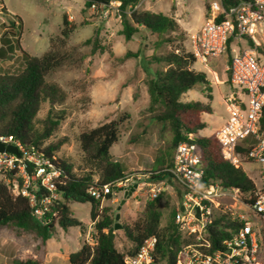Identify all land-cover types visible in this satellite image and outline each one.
Returning <instances> with one entry per match:
<instances>
[{"label": "rangeland", "instance_id": "obj_1", "mask_svg": "<svg viewBox=\"0 0 264 264\" xmlns=\"http://www.w3.org/2000/svg\"><path fill=\"white\" fill-rule=\"evenodd\" d=\"M2 2L7 8L4 11ZM207 0H140L137 9L171 15L177 22L175 31L164 35V41L157 34L140 28L130 40L122 34L123 24L119 12V2L108 7H85V0H2L0 1V38L5 34L4 26L11 21L23 20V29H17L23 50L31 56L41 57L50 50L66 55V59L49 74L47 80L58 84L66 92V100L56 107L66 113L65 120L47 141V144L67 138L59 158H65L79 170L83 151L79 136L112 120L125 116L127 119L119 128V140L110 152L115 161L120 162L127 177L134 184H141L153 172L162 159L169 163L174 155L173 134L167 124L155 120L149 110V94L146 81L157 69L163 68L150 58L153 55H166L176 48L192 50L191 35L197 32L208 18ZM76 29L66 40L59 41L64 27V17ZM170 40V41H167ZM89 42V43H88ZM244 44V43H243ZM1 45V43H0ZM14 53L7 59H0V73L17 74L24 67L22 53L13 43ZM137 54V57L134 55ZM227 56L212 58L207 64L199 61L194 65L196 71L207 74L212 86L210 105L213 112L204 114L207 127L199 136H215L228 120L227 104L224 98L234 93L229 84ZM202 86L189 90L183 101L208 102ZM49 111L48 103L42 105L37 120H43ZM238 165L256 183H259L258 165L243 161ZM8 173L0 172V180L7 184ZM16 181V180H15ZM13 181V183H15ZM166 181V179H165ZM172 188L162 195L163 218L161 227L168 224L170 212L177 211L180 193L176 185L167 182L164 186ZM244 198L237 191L219 199L227 214H243ZM124 192L114 190L113 200H103L98 213L107 214L114 220L115 244L119 251L127 252L132 244L124 232V225L143 217L147 189L136 190L125 204ZM73 216L85 225L72 227L67 231L57 227L53 237L43 243L34 233L24 232L12 225L0 228V264H13L14 260L29 258L41 260L44 264H69V255L80 250L84 243H95V224L91 235V203L71 204ZM119 214V219L117 215ZM235 214V215H234ZM118 226V228H116ZM189 239V238H185ZM190 240V239H189ZM193 241V239H191Z\"/></svg>", "mask_w": 264, "mask_h": 264}, {"label": "trees", "instance_id": "obj_2", "mask_svg": "<svg viewBox=\"0 0 264 264\" xmlns=\"http://www.w3.org/2000/svg\"><path fill=\"white\" fill-rule=\"evenodd\" d=\"M2 1V0H0ZM243 0H222L223 7L228 9ZM112 2H119V12L122 19V34L127 40L139 31L146 29L157 34L159 40L164 41V35L175 31L178 27L171 15L140 11L136 7L140 0H85V7H108ZM4 11L6 6L2 2ZM11 21L4 26L5 34L0 38V59H7L14 53L13 43L22 53L24 67L17 74L0 73V137L18 141L24 148H33L38 153L49 158L52 165L61 171L55 183L57 199H52L48 211L41 217L34 214L29 199L13 192V181L22 184V178L16 177L12 171L7 174L11 181L8 185L0 180V228L12 225L24 232L34 233L43 243H47L54 235L57 227L64 231L72 227H81L85 233V225L73 216L71 204L91 203V220L95 222V243L84 245L80 250L69 255V264H127L129 257L134 256L145 240L155 237L156 249L153 254L154 264H175L181 248L193 242L185 239L175 222L176 210L170 212L168 224L161 227L163 210L161 206L163 191L155 200H148L145 204L143 217L131 224L124 225V232L132 247L127 252H121L115 244L114 220L107 214L109 209L99 214L102 199H95L89 194L92 185H115L118 181L127 178L123 165L115 161L111 155V148L119 140V128L127 119L122 116L112 120L79 136L83 151L82 164L79 170L65 158H59L56 153L68 142L67 138L47 144V141L58 130L66 118L63 110L56 107L66 100V92L56 83L49 82L47 77L66 59L57 51L50 50L41 57L31 56L23 50L17 29H23V20ZM76 26L64 17V27L59 41L65 44ZM170 41V40H167ZM89 43V42H88ZM137 57V54H128ZM230 54H228V59ZM163 68L149 73L146 81L149 94V110L160 123L167 124L173 134L172 149L179 143L188 141L200 148L205 175V185H218L224 190L237 191L244 198L246 204H252L256 190V183L240 165H235L226 159L221 146L215 136H199L207 127L203 120L204 114L213 112L212 86L206 73L196 71L197 63L193 51L176 48L166 55H153L150 58ZM202 86L208 102L183 101L182 97L197 86ZM48 103L47 116L38 121L37 117L42 105ZM261 130L264 131V114L261 119ZM190 136H192L190 138ZM240 161H247V150L243 146L237 148ZM174 157V155H173ZM166 164L162 159L156 164L153 172H146L153 181L170 180L169 170L174 165V158ZM252 163V162H251ZM29 173L32 169L29 168ZM35 190V188H34ZM118 190L112 187V193L106 199L113 200V192ZM37 198L50 195V192L39 189ZM230 214L217 216L215 226L211 229V240L214 249H219L221 242L231 235L230 230L238 226V222L230 219ZM262 246L259 259L264 263V224L262 226ZM13 264H44L41 260L29 258L23 261L14 260Z\"/></svg>", "mask_w": 264, "mask_h": 264}, {"label": "built area", "instance_id": "obj_3", "mask_svg": "<svg viewBox=\"0 0 264 264\" xmlns=\"http://www.w3.org/2000/svg\"><path fill=\"white\" fill-rule=\"evenodd\" d=\"M207 1L208 18L191 35L192 51L202 64L224 55L228 58L230 54L226 69L229 84L235 91L224 98L228 120L216 132L215 138L223 156L233 164L241 162L237 148L243 146L248 160L258 165L260 181L255 182L253 203L243 205L246 208L243 214H230V219L236 220L238 226L230 230L231 235L221 242L219 249H214L211 229L217 216L227 214L219 199L227 196L229 190L218 185H205L200 148L188 141L175 148L170 180L146 178L143 183L134 184L127 177L115 185H92L89 194L97 200H106L112 187L131 190L136 186L135 191L147 189L149 200H155L163 191L172 188V185L164 186L171 182L180 193L175 222L184 238L193 239L181 248L175 264H264L259 259L264 224V131L261 130L264 114V0H243L228 9L223 7L222 0ZM0 141L15 145L20 153V157L0 153V172L14 171L16 177L22 178L21 185L17 181L12 184L13 192L27 197L34 214L41 217L44 211H48L52 199L58 198L55 183L61 171L33 148H24L11 138L0 137ZM8 183L10 185L11 181ZM40 188L50 195L38 199L36 191ZM94 224L92 221L88 238ZM156 244L155 237L145 240L139 251L128 258L127 264H154Z\"/></svg>", "mask_w": 264, "mask_h": 264}, {"label": "water", "instance_id": "obj_4", "mask_svg": "<svg viewBox=\"0 0 264 264\" xmlns=\"http://www.w3.org/2000/svg\"><path fill=\"white\" fill-rule=\"evenodd\" d=\"M13 153L15 155H17L18 157H20V153L18 151V148L13 145V144H5L2 141H0V153ZM136 186L131 189V190H123L121 189V191L124 192V199L122 200L121 204H125L127 198H129L134 192H135ZM119 214L117 215V219H119ZM116 228H118V226H116Z\"/></svg>", "mask_w": 264, "mask_h": 264}]
</instances>
